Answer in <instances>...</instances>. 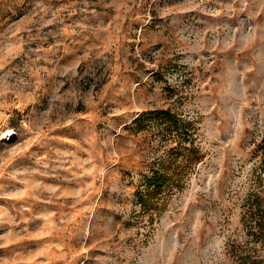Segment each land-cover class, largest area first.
<instances>
[{
    "label": "rangeland",
    "instance_id": "374dc122",
    "mask_svg": "<svg viewBox=\"0 0 264 264\" xmlns=\"http://www.w3.org/2000/svg\"><path fill=\"white\" fill-rule=\"evenodd\" d=\"M263 210L264 0H0V264H239Z\"/></svg>",
    "mask_w": 264,
    "mask_h": 264
},
{
    "label": "trees",
    "instance_id": "16d2710c",
    "mask_svg": "<svg viewBox=\"0 0 264 264\" xmlns=\"http://www.w3.org/2000/svg\"><path fill=\"white\" fill-rule=\"evenodd\" d=\"M168 118L174 119V115L168 114ZM198 157L199 150L194 147L191 140L185 139L184 146L176 148L168 158L159 161L158 167L153 168V174L147 179V192L138 196L139 202L144 207H158L165 191L173 186H180L184 174L191 169L192 161ZM258 215L255 213L254 216L257 218L253 220L257 230L252 231L251 235L256 242L264 243V210ZM239 264H264V258L256 255V252L249 251Z\"/></svg>",
    "mask_w": 264,
    "mask_h": 264
}]
</instances>
